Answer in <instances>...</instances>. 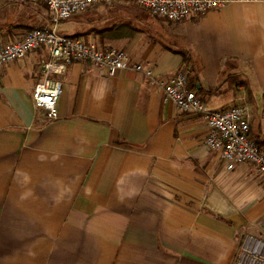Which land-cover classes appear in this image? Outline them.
<instances>
[{
  "label": "crops",
  "instance_id": "0c3cea01",
  "mask_svg": "<svg viewBox=\"0 0 264 264\" xmlns=\"http://www.w3.org/2000/svg\"><path fill=\"white\" fill-rule=\"evenodd\" d=\"M51 24L41 2L0 0V46ZM58 32L162 82L192 72L190 90L217 111L244 106L264 145V1L172 22L118 0ZM48 59L41 48L0 69V264H234L247 236L264 239V179L228 170L201 116L141 73L75 62L49 75L64 85L50 120L33 103Z\"/></svg>",
  "mask_w": 264,
  "mask_h": 264
},
{
  "label": "built area",
  "instance_id": "2783aa9c",
  "mask_svg": "<svg viewBox=\"0 0 264 264\" xmlns=\"http://www.w3.org/2000/svg\"><path fill=\"white\" fill-rule=\"evenodd\" d=\"M43 3L51 12L52 24L26 33L18 42L0 46V69L5 65L25 58L29 53L45 48L50 59L42 61L45 74L33 92V103L45 112L50 120L59 118L58 101L64 93V85L53 80L50 74L64 71L75 62L91 64L105 70L109 76L120 71L141 73L151 86L163 91L164 100L172 103L180 112L201 116L208 129L206 146L218 152L228 170L248 163L264 179V147L250 136L247 109L232 106L224 111L211 109L193 90L188 89V78L184 71L175 74L170 82L155 78L153 71L140 64L130 62L127 53L118 49L98 48L82 39L62 35L58 32L61 21L73 18L98 4H110L118 0H25ZM264 0H130L147 8L152 15L180 22L192 15L206 14L224 9L233 3H258ZM234 264H264V240L247 236Z\"/></svg>",
  "mask_w": 264,
  "mask_h": 264
},
{
  "label": "trees",
  "instance_id": "16d2710c",
  "mask_svg": "<svg viewBox=\"0 0 264 264\" xmlns=\"http://www.w3.org/2000/svg\"><path fill=\"white\" fill-rule=\"evenodd\" d=\"M189 64H190V59L189 58H184V62H183V65L185 68H188L189 67ZM183 67V68H184ZM186 71L188 70H185L184 72L186 73ZM191 73L190 71H188L186 74H187V78H188V89H193L194 88V85H195V88L197 87V83L194 79L191 78ZM194 90V89H193ZM258 143V142H257ZM259 145L263 146L262 144L258 143Z\"/></svg>",
  "mask_w": 264,
  "mask_h": 264
},
{
  "label": "rangeland",
  "instance_id": "374dc122",
  "mask_svg": "<svg viewBox=\"0 0 264 264\" xmlns=\"http://www.w3.org/2000/svg\"><path fill=\"white\" fill-rule=\"evenodd\" d=\"M257 99V98H256ZM262 240H264V239H262Z\"/></svg>",
  "mask_w": 264,
  "mask_h": 264
}]
</instances>
